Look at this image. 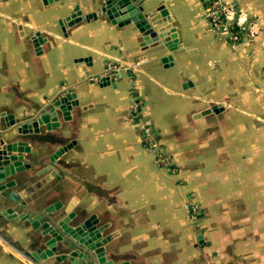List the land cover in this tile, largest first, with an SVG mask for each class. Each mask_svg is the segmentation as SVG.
Listing matches in <instances>:
<instances>
[{
    "label": "crops",
    "instance_id": "crops-1",
    "mask_svg": "<svg viewBox=\"0 0 264 264\" xmlns=\"http://www.w3.org/2000/svg\"><path fill=\"white\" fill-rule=\"evenodd\" d=\"M102 1L0 0V137L32 146L31 166L11 177L17 194L0 204L18 214L0 215L8 242L0 264H66L31 255L49 236L21 216L41 212L46 223L49 204H60L56 218L75 212L73 223L95 215L115 262L264 264V0H230L237 18L257 16L261 25L238 42L213 28L204 0H144L145 12L160 17L158 31L175 28V50L144 43L146 34L113 22ZM77 3L84 17L63 25ZM69 89L72 118L60 114L51 130L19 134L3 115L32 120ZM136 100L154 129L147 139ZM69 142L54 162L57 176L40 173Z\"/></svg>",
    "mask_w": 264,
    "mask_h": 264
},
{
    "label": "water",
    "instance_id": "water-1",
    "mask_svg": "<svg viewBox=\"0 0 264 264\" xmlns=\"http://www.w3.org/2000/svg\"><path fill=\"white\" fill-rule=\"evenodd\" d=\"M53 1V0H44ZM144 0H103L101 2V9L105 12L113 22L119 24L134 22L139 29L146 35L144 43H152L163 41L167 43L170 50H175L178 47V40L175 28L168 32L166 29L159 30L161 21L159 20L157 12L146 11L143 6ZM162 16H168L169 12L166 9H161ZM95 12L85 15L86 19L91 16H96ZM84 17L83 10L80 4L77 3L73 12L66 15L60 22L64 25H72L80 21ZM171 20V17H169ZM38 40H41L40 33H37ZM172 54L162 57L163 62L172 60ZM103 84L110 83L108 75L97 77ZM76 92L72 89L61 91L55 98H53L48 108L43 109L39 114L34 116L32 120L17 123L13 114L3 115L9 118L8 124L13 126L17 124V131L19 134H27L33 132H40L41 126L51 130L60 126V114L63 120L72 118V108L75 104L74 98ZM209 112V111H208ZM72 144L69 142L60 146L55 152L50 154V161L43 166L41 172L50 171L52 175L57 176V170L54 169L55 160L63 154L66 150L71 148ZM32 146L26 140H13L4 142L0 137V204L3 199L9 200L17 194L12 187L17 185V180L11 178L21 170L31 166V162L26 158L25 152H31ZM60 204H49L45 207L44 212L48 215L46 223L40 222L42 213L39 212L36 216L23 214L21 218H28L35 228L41 226L43 234H47L49 238L45 240L44 247H39L37 251H33L31 255L41 261L42 258L54 257L59 262H66V264H131L130 261L115 262L111 258H107L105 244L110 240V236H104L103 225H98L95 215L89 218H82L79 222L73 223L76 213L69 212L64 217L56 218V210L59 209ZM13 207H5L0 209V215H18L14 212ZM59 242L63 243L70 249L67 252H59ZM72 242V243H71Z\"/></svg>",
    "mask_w": 264,
    "mask_h": 264
},
{
    "label": "built area",
    "instance_id": "built-area-1",
    "mask_svg": "<svg viewBox=\"0 0 264 264\" xmlns=\"http://www.w3.org/2000/svg\"><path fill=\"white\" fill-rule=\"evenodd\" d=\"M204 2L206 5V14L213 28H215L225 39L238 42L245 35L250 38H254L259 34L261 30L259 17L254 16L252 19L249 17L237 18V6L233 1L204 0ZM140 110V102L139 100H136L133 107V116L138 118L139 122L141 123L140 127L142 129L144 138L147 139L153 134L152 123L149 120H141ZM152 145L155 147L158 160L161 162L167 161L168 156L165 149L159 144L153 143ZM0 243H3L4 245L8 244L7 240L2 236L1 233ZM12 247L14 248H12L13 250L18 249L13 245Z\"/></svg>",
    "mask_w": 264,
    "mask_h": 264
},
{
    "label": "rangeland",
    "instance_id": "rangeland-1",
    "mask_svg": "<svg viewBox=\"0 0 264 264\" xmlns=\"http://www.w3.org/2000/svg\"><path fill=\"white\" fill-rule=\"evenodd\" d=\"M132 112H133V110H132ZM134 118V117H133ZM152 128H153V126H152ZM154 130V129H153ZM153 130H152V133H153ZM151 133V134H152ZM142 134H143V132H142ZM149 137V136H148ZM153 144V143H152ZM159 146V145H158ZM154 150H155V147H152ZM155 152H156V150H155ZM156 156H158L157 155V153H156ZM167 156H168V154H167ZM157 159H158V157H157ZM170 160H169V156H168V160L167 161H165L166 163H168ZM195 209V207H193L191 210H192V212H194V211H196V210H194Z\"/></svg>",
    "mask_w": 264,
    "mask_h": 264
}]
</instances>
